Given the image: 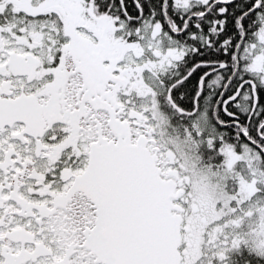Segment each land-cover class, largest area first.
<instances>
[{"label": "snow or ice", "instance_id": "6c2138e0", "mask_svg": "<svg viewBox=\"0 0 264 264\" xmlns=\"http://www.w3.org/2000/svg\"><path fill=\"white\" fill-rule=\"evenodd\" d=\"M0 264H264V0H0Z\"/></svg>", "mask_w": 264, "mask_h": 264}]
</instances>
